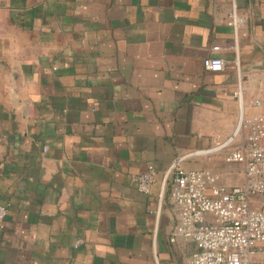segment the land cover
Here are the masks:
<instances>
[{"label":"crops","instance_id":"0c3cea01","mask_svg":"<svg viewBox=\"0 0 264 264\" xmlns=\"http://www.w3.org/2000/svg\"><path fill=\"white\" fill-rule=\"evenodd\" d=\"M236 4L234 30L230 0H0V264H186L165 171L242 185L206 152L237 125L238 76L264 112V0Z\"/></svg>","mask_w":264,"mask_h":264},{"label":"built area","instance_id":"2783aa9c","mask_svg":"<svg viewBox=\"0 0 264 264\" xmlns=\"http://www.w3.org/2000/svg\"><path fill=\"white\" fill-rule=\"evenodd\" d=\"M227 24L237 30L245 19L237 12L236 0H230ZM219 46H212L218 51ZM207 71L224 70L225 61L217 56L203 60ZM238 107V122L232 134L208 149V153L224 151V161L243 166L242 185L226 187L218 184V176L208 170H183L182 158L174 161L164 174L169 200L176 209V221L169 242L191 240L195 251L186 264H264V112L246 116V107L259 106L260 101H244L241 77L233 92ZM232 143L233 146H228ZM195 154V153H194ZM156 170L132 175L136 189L150 194ZM161 202L162 192L159 194ZM7 207L0 205V224Z\"/></svg>","mask_w":264,"mask_h":264}]
</instances>
